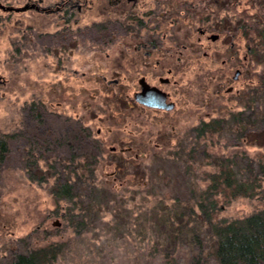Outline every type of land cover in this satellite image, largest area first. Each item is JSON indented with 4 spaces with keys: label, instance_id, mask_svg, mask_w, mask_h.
<instances>
[{
    "label": "rangeland",
    "instance_id": "374dc122",
    "mask_svg": "<svg viewBox=\"0 0 264 264\" xmlns=\"http://www.w3.org/2000/svg\"><path fill=\"white\" fill-rule=\"evenodd\" d=\"M37 1L0 0V5L22 8ZM42 1L48 6L53 0ZM208 1L207 7L214 8L215 4L231 10L216 20L229 25L230 33H237L235 59H242L246 34L241 24H259L264 31V0ZM55 19L52 14L33 9L9 12L0 8V137L10 136L9 152L0 163V264H9L14 254L50 243L63 246L53 264H161L158 259L145 258L147 263L135 257L136 247L146 255L142 247L147 240L162 242L165 237L158 225L147 229L143 214L146 207L159 206V202L172 206L177 200L184 206L191 205V193L209 184L208 175L216 170V158L236 161L235 170L241 175L246 174V159L264 163L263 127L256 124L250 135L242 138L227 122L232 114L244 112L248 102L252 109L264 110L262 92L249 93L250 87L258 85V78L264 83L263 66L251 58L249 50L244 72L237 81L230 79L233 90L226 93V86H215L216 76L221 71L233 76L235 65L231 70L226 65L224 70L222 55L214 61L204 57L205 49H201L197 63L183 65L179 87L183 99L176 108L166 114L145 112L122 105L127 100L115 96L109 85L115 68L93 53L88 44L79 42L76 48L67 42L65 32L61 39L52 36L57 31ZM116 56L110 53V61ZM118 84L128 95L134 81L120 78ZM212 120L226 121L224 129L205 138L194 134V128ZM79 122L90 127L93 140L103 142V155L92 165L95 178L91 186L98 193H109L108 203H103L97 217L84 218L87 225L80 231L75 223H68L71 204L56 201L52 188L56 176H69L75 182L72 174L62 172V167L70 165L71 153L77 152L76 162L83 163L95 150L77 141L70 152L62 145L54 153L34 150L28 156L31 150L27 143L31 138L41 148L51 147L55 141L76 135ZM112 146L115 152H110ZM60 160L63 164L54 163ZM52 164L55 173L48 169ZM254 172L259 173L257 168ZM91 186H76L81 194L78 202H86ZM261 186L253 198L220 202L215 218L239 219L264 209V180ZM148 192L155 196L143 197ZM124 209L138 212L131 215L127 230L120 227ZM134 218L139 219L133 224ZM178 254V263L182 264L183 253ZM208 264H212L211 259Z\"/></svg>",
    "mask_w": 264,
    "mask_h": 264
},
{
    "label": "flooded vegetation",
    "instance_id": "af4514ba",
    "mask_svg": "<svg viewBox=\"0 0 264 264\" xmlns=\"http://www.w3.org/2000/svg\"><path fill=\"white\" fill-rule=\"evenodd\" d=\"M205 2L53 0L52 4L43 6V1L38 0L25 6L26 10L33 9L55 16L57 31L52 35L54 38L61 39V34L65 32L67 42L74 43L76 48L79 47V42L88 44L93 53L100 54L106 63L115 68L112 69L113 76L109 79V85L113 86L115 96H124V100H127L123 106L166 114L172 112L183 99L179 88L184 74L183 65L197 63L201 49H205L204 57L214 61L222 55L224 70L226 65L230 70L234 68L233 64L235 65L233 76L230 77L225 71L216 76L215 86H226V93L233 90L230 79L237 81L245 70L244 65L250 50L246 35L242 44L245 54L242 59L236 61L237 33H230L229 25L216 20L217 16L227 14L231 10L215 7L213 0L208 2L212 3L214 8L207 7ZM243 25L241 24V28L245 32L247 25ZM110 53L117 54L115 60L110 61ZM120 78L134 81L132 91L128 95L118 84ZM102 79L106 81L107 76H102ZM143 92H147V96L141 99ZM140 99L151 105L141 103ZM118 103L121 104V99ZM79 124L76 142L79 144L80 141L82 146L95 150L92 155L95 160L102 157L100 151L103 142L93 140L90 127L80 122ZM99 133L100 130H97V135ZM66 144L72 147L70 142ZM71 147V151L75 149ZM115 151L116 147H110V152ZM120 152L123 153L124 149ZM76 153H69V158L75 157Z\"/></svg>",
    "mask_w": 264,
    "mask_h": 264
},
{
    "label": "trees",
    "instance_id": "16d2710c",
    "mask_svg": "<svg viewBox=\"0 0 264 264\" xmlns=\"http://www.w3.org/2000/svg\"><path fill=\"white\" fill-rule=\"evenodd\" d=\"M258 26L259 24L252 25L249 23L246 26L245 34L248 42L252 45L250 47L251 58L263 66L262 75H264V31ZM262 81L263 78L261 80L258 78V85L255 88L250 87L249 93L255 95L262 92L264 105V83ZM249 103H247L244 112L232 114L227 121L231 124V131L236 132V134L239 133L238 137L243 138L246 134L250 135L256 124H260L264 131V110L261 112L252 109ZM225 123L224 120L201 123L197 128H194V134L197 137L203 136L205 138L207 135L221 132ZM9 137L8 135L0 137V163L5 160L9 152ZM70 138L72 142H70ZM70 138L68 137V140L64 138V142L55 141L51 147L44 146V148L28 138L27 143L31 150L28 151V156L34 150L44 152L45 149H49L50 153H54L62 145L70 152L71 146L66 143L70 142L71 148H73L77 135H70ZM92 155L91 150L87 161L83 163H77L73 156L69 158L68 163L70 165L62 167V172L67 171V173L72 174L71 178L75 179V182L72 183L68 179L69 176H56V182L52 188V194L56 201L71 204L68 208V223L71 226L75 223L79 228L78 231L85 229L87 225L84 218L90 216V219H93L97 217L103 203H108L107 195L109 193H98V190L91 186L95 178L92 166L95 159ZM54 163L58 165L62 161H55ZM214 163L216 170L208 175L209 184L207 187L197 193H191L188 202L191 205L184 206L177 200L172 206H162L159 202V206L144 209V223L147 229L149 230L153 225H158L164 230L165 237H163L162 242L147 240L145 246L142 247L147 253L146 255L140 254L139 246L136 247L134 253H138L135 256L137 259H158L161 264H180L176 256L179 255L178 252H182L184 259L182 264H208L209 259H211L212 264H264V209L239 219L218 220L215 218L220 202L227 204L236 198H253L260 193L261 182L264 180V163H261V160L246 159L245 175H241L235 170L237 163L230 158H216ZM33 164L35 165L36 161ZM255 168L259 172L257 175L254 172ZM48 169L56 172L54 164ZM41 180L43 178H39V181ZM84 183L91 186V189L85 196L86 202L83 200L78 202L81 194L76 192V186ZM147 195L155 196L154 193L148 192L143 197ZM75 210L81 213H73ZM125 212L126 215L121 216L122 226L120 227L127 230L131 223V215L138 212L134 213V210ZM138 219L134 218L133 224ZM62 252V245L50 243L14 254L9 264H53ZM145 261L149 263L148 260Z\"/></svg>",
    "mask_w": 264,
    "mask_h": 264
},
{
    "label": "water",
    "instance_id": "95a60500",
    "mask_svg": "<svg viewBox=\"0 0 264 264\" xmlns=\"http://www.w3.org/2000/svg\"><path fill=\"white\" fill-rule=\"evenodd\" d=\"M0 8L2 10H5V11H9V12H22V11H25L26 10V6L25 7H22V8H14V7H4L2 5H0ZM143 95H141V99H143L144 97L147 96V92H143L142 93ZM145 95V96H144ZM140 99V102L143 103V104H146V105H151L149 104L148 102L144 101V100H141ZM166 109H169V108H166Z\"/></svg>",
    "mask_w": 264,
    "mask_h": 264
}]
</instances>
